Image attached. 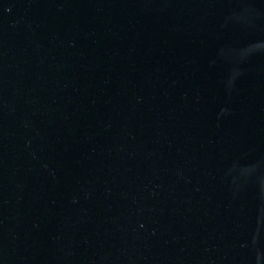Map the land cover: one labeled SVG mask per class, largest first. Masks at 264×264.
I'll use <instances>...</instances> for the list:
<instances>
[{"label": "water", "instance_id": "water-1", "mask_svg": "<svg viewBox=\"0 0 264 264\" xmlns=\"http://www.w3.org/2000/svg\"><path fill=\"white\" fill-rule=\"evenodd\" d=\"M0 264H264V0H0Z\"/></svg>", "mask_w": 264, "mask_h": 264}]
</instances>
